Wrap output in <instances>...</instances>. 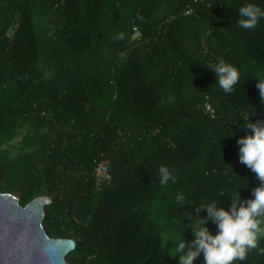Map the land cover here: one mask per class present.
I'll use <instances>...</instances> for the list:
<instances>
[{
  "label": "trees",
  "instance_id": "1",
  "mask_svg": "<svg viewBox=\"0 0 264 264\" xmlns=\"http://www.w3.org/2000/svg\"><path fill=\"white\" fill-rule=\"evenodd\" d=\"M244 2L0 0V193L21 206L50 200L43 227L75 242L68 264H179L191 209L226 206L240 187L250 198L261 183L236 142L251 132L244 121L264 120V18L240 28ZM221 57L240 70L232 93L204 64ZM18 136L8 156L2 147ZM97 160L109 184L96 186ZM160 164L174 181L159 184ZM261 249L264 237L235 264H264Z\"/></svg>",
  "mask_w": 264,
  "mask_h": 264
},
{
  "label": "clouds",
  "instance_id": "2",
  "mask_svg": "<svg viewBox=\"0 0 264 264\" xmlns=\"http://www.w3.org/2000/svg\"><path fill=\"white\" fill-rule=\"evenodd\" d=\"M236 11L239 13L236 24L243 29L255 28L264 18V6L252 0H245ZM122 36L123 33H119L116 38ZM204 64L214 71V84L225 93L235 91V86L240 82V70L235 65L222 57L214 63ZM256 87L264 101V78H257ZM242 127L251 129V132L236 141L239 145V162L254 172L261 183L251 188L250 198L241 196L240 187L229 196L226 206H221L220 201L214 199L198 204L195 215L191 209L185 217L187 223L183 229H191V238L183 236L182 231V238H178L175 245L179 264H194L201 254L203 264H235L236 261H244L248 252L257 248L258 239L264 237V120L253 122L248 118ZM157 175L160 185L176 178L165 164L159 165ZM218 196H225V191L221 190ZM175 200L182 203L183 194L177 193ZM202 211H206L203 217L199 215ZM195 217L199 220L194 223ZM209 221L215 225L214 233L208 227Z\"/></svg>",
  "mask_w": 264,
  "mask_h": 264
},
{
  "label": "water",
  "instance_id": "3",
  "mask_svg": "<svg viewBox=\"0 0 264 264\" xmlns=\"http://www.w3.org/2000/svg\"><path fill=\"white\" fill-rule=\"evenodd\" d=\"M49 201L39 196L21 206L13 195L0 193V264H68L75 242L53 239L43 227Z\"/></svg>",
  "mask_w": 264,
  "mask_h": 264
},
{
  "label": "built area",
  "instance_id": "4",
  "mask_svg": "<svg viewBox=\"0 0 264 264\" xmlns=\"http://www.w3.org/2000/svg\"><path fill=\"white\" fill-rule=\"evenodd\" d=\"M15 27H16V25H14L13 28L11 29V31H9V34H8L9 36L12 35ZM133 39H136V41L140 40V32L136 27L133 28ZM200 108L204 114H206L210 118H215L216 112H215V109L213 108L211 102L206 101L205 103H203L200 106ZM94 177H95L96 186H102V185L110 183L111 177H110V174L108 172V165H107L106 161L97 160L95 162Z\"/></svg>",
  "mask_w": 264,
  "mask_h": 264
},
{
  "label": "rangeland",
  "instance_id": "5",
  "mask_svg": "<svg viewBox=\"0 0 264 264\" xmlns=\"http://www.w3.org/2000/svg\"><path fill=\"white\" fill-rule=\"evenodd\" d=\"M19 139L20 136L16 137L12 142L4 145L2 148L5 150L8 156L14 157L19 151Z\"/></svg>",
  "mask_w": 264,
  "mask_h": 264
}]
</instances>
